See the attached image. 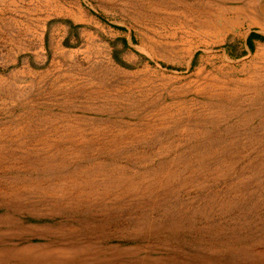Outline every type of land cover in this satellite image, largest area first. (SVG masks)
I'll use <instances>...</instances> for the list:
<instances>
[{
  "label": "rangeland",
  "instance_id": "374dc122",
  "mask_svg": "<svg viewBox=\"0 0 264 264\" xmlns=\"http://www.w3.org/2000/svg\"><path fill=\"white\" fill-rule=\"evenodd\" d=\"M0 264H264V0H0Z\"/></svg>",
  "mask_w": 264,
  "mask_h": 264
},
{
  "label": "bare ground",
  "instance_id": "6f19581e",
  "mask_svg": "<svg viewBox=\"0 0 264 264\" xmlns=\"http://www.w3.org/2000/svg\"><path fill=\"white\" fill-rule=\"evenodd\" d=\"M263 7V6H262ZM261 8V7H260ZM261 10H262V8H261ZM263 11V10H262Z\"/></svg>",
  "mask_w": 264,
  "mask_h": 264
}]
</instances>
